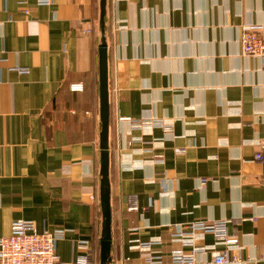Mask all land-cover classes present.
<instances>
[{
	"label": "crops",
	"instance_id": "obj_1",
	"mask_svg": "<svg viewBox=\"0 0 264 264\" xmlns=\"http://www.w3.org/2000/svg\"><path fill=\"white\" fill-rule=\"evenodd\" d=\"M252 24L264 0H106L112 264H141L146 241L169 261L173 233L198 221H227L241 257L264 264V67L241 48ZM101 37V0H0V238L18 220L66 229V263L83 240L101 261Z\"/></svg>",
	"mask_w": 264,
	"mask_h": 264
},
{
	"label": "built area",
	"instance_id": "obj_2",
	"mask_svg": "<svg viewBox=\"0 0 264 264\" xmlns=\"http://www.w3.org/2000/svg\"><path fill=\"white\" fill-rule=\"evenodd\" d=\"M53 0H37L39 5H51ZM264 26L252 24L244 27L241 34V48L243 55L259 58L264 67ZM20 70V69H19ZM22 70V69H21ZM22 71H25L22 70ZM82 84L72 85L74 91H82ZM256 159L263 160V153H258ZM206 179L203 180V183ZM137 205L129 206V210H136ZM66 229L39 231L33 221L18 220L12 225L11 233L7 237L0 238V264H93L89 241H80L79 249L84 255L79 256L75 262L66 263L61 261L57 254V243L65 237ZM212 233L215 244L210 248L206 245H198L206 234ZM173 242L180 247L171 252L170 260L154 251L159 241H146L139 243L136 248L147 252L141 264H248L240 255L239 238L230 235L227 230V221H198L176 230L173 233ZM217 245L225 248L214 253L210 259H202L201 254ZM190 247L189 252L184 248ZM112 264V263H111ZM117 264H132L127 259Z\"/></svg>",
	"mask_w": 264,
	"mask_h": 264
},
{
	"label": "water",
	"instance_id": "obj_3",
	"mask_svg": "<svg viewBox=\"0 0 264 264\" xmlns=\"http://www.w3.org/2000/svg\"><path fill=\"white\" fill-rule=\"evenodd\" d=\"M106 0H101V43L99 45V70H100V102H101V207H102V237L100 264H111L113 246L112 232V189L110 180V152H109V127H110V93H109V68L108 44L105 36Z\"/></svg>",
	"mask_w": 264,
	"mask_h": 264
}]
</instances>
